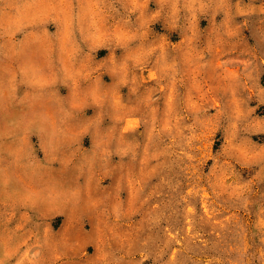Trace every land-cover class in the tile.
Returning <instances> with one entry per match:
<instances>
[{
	"label": "rangeland",
	"instance_id": "1",
	"mask_svg": "<svg viewBox=\"0 0 264 264\" xmlns=\"http://www.w3.org/2000/svg\"><path fill=\"white\" fill-rule=\"evenodd\" d=\"M0 264H264V0H0Z\"/></svg>",
	"mask_w": 264,
	"mask_h": 264
}]
</instances>
